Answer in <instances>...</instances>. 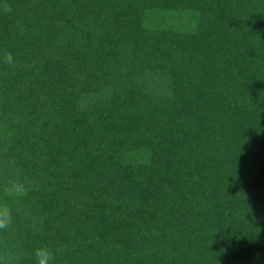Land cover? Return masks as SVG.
I'll list each match as a JSON object with an SVG mask.
<instances>
[{"label":"trees","instance_id":"1","mask_svg":"<svg viewBox=\"0 0 264 264\" xmlns=\"http://www.w3.org/2000/svg\"><path fill=\"white\" fill-rule=\"evenodd\" d=\"M0 264H264V0H0Z\"/></svg>","mask_w":264,"mask_h":264},{"label":"clouds","instance_id":"2","mask_svg":"<svg viewBox=\"0 0 264 264\" xmlns=\"http://www.w3.org/2000/svg\"><path fill=\"white\" fill-rule=\"evenodd\" d=\"M8 218L0 220V229L7 227ZM35 264H55V257L47 245H41L34 249L33 252Z\"/></svg>","mask_w":264,"mask_h":264}]
</instances>
